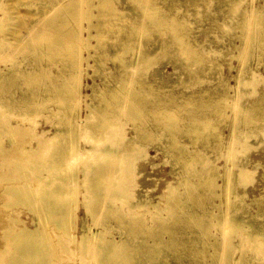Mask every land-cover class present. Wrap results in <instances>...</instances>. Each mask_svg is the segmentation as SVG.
<instances>
[{
  "label": "rangeland",
  "instance_id": "1",
  "mask_svg": "<svg viewBox=\"0 0 264 264\" xmlns=\"http://www.w3.org/2000/svg\"><path fill=\"white\" fill-rule=\"evenodd\" d=\"M109 1H114L116 8L126 13L128 21L107 18L110 23L116 21L123 28H102L103 35H106L94 41L96 46L92 49L100 61L88 69L92 77L85 79V85L96 83L104 88L106 80L115 82L121 77L115 65L117 58L111 54L115 51L117 38L130 41L129 50L123 53L128 60L134 59V54L146 53L145 48L140 49L142 43L146 49L155 47L146 63L125 70L127 88L147 94L149 89L144 80L157 78L152 75L154 69L162 71L158 79L161 82L157 84L164 85L166 81L169 87L160 92L163 96L159 97L167 95V100L154 101L152 98L151 103L162 102L172 109L174 101L183 102L184 106L178 109L180 114L187 113L185 116L189 117L191 111L187 109H190L192 113L218 124L223 134L222 144L212 138L203 139L205 134L202 133L200 145L196 147L204 155L176 164L172 163L168 149L161 147L165 138L137 140L133 151H122L118 156L122 147L120 142L135 133L133 123L122 114L120 123L117 116L95 135L100 140L94 147V156H80L76 161L77 155L74 154L56 171L50 172L46 162L27 177H20V170L12 167H16L15 161L22 156L0 154V197L4 194L0 198V216L16 211L12 213L21 218L16 225L9 222L12 227L9 226V231L14 225V229L21 228L25 222L29 227L37 224L35 213L27 203L3 206L4 200L13 198L3 188L16 183L13 181L24 182L28 192L31 186L38 187L39 173L51 177L59 175L63 169L73 173L85 166L91 175L93 165H105V170L110 168L112 174L105 177L104 186L88 189L89 182L74 185L69 198L76 218L77 227L74 229L77 235L89 227L95 232L108 230L113 235L108 238L118 243L117 250L110 253L106 246H99L88 254L73 247L72 252L58 251L60 264H220L222 251L227 252L226 264H264V24L262 27L246 24L243 14L244 10L263 14L264 0H154L160 12L155 14L150 31L139 38L136 34L139 29L132 28L129 19L138 17L134 9L136 5L146 8L153 0ZM90 5L91 0H0V68L6 69L4 71L8 74L0 80V116H4L5 121L8 118L12 124L24 127L34 120L39 122L38 131L56 126L51 120L58 121L60 113H51L50 108L58 110L50 101L51 97L39 104L38 96H34L36 110L27 115L34 118L26 117L25 89H34L33 83L28 86L26 82L32 81L36 72H40L39 66L46 65L57 72V64H70L69 55L78 53L79 46L83 45L79 33L89 19ZM172 19L182 23L176 35ZM138 21L142 28L144 19ZM252 30L260 33L254 36ZM177 35L183 39L179 40ZM72 37L73 42H70ZM42 48L47 53L33 58V53ZM53 49L55 52L52 53ZM83 51L88 55V50ZM30 61L32 63H27ZM187 65L192 68V71L189 69V83L186 82L189 77L186 76ZM84 87V92L92 94L91 88ZM49 115L51 120L47 121ZM101 119L102 116H98V120ZM169 133H175L184 143H191V138L182 131ZM77 134L83 139L79 140V148L89 145V140L83 138L85 128L81 127ZM9 135L8 131L0 129L5 150L13 146L19 150L26 144L22 141L25 136L16 134L20 143L12 146ZM67 166H71L70 169ZM213 166H219L221 173L226 167L235 171L238 180L232 183L234 189L228 196L223 194L218 198L212 195L209 181ZM218 181L223 182L221 178ZM34 193L36 198L42 199L41 191ZM172 193H175L174 197H170ZM237 196L242 202L234 208ZM39 204L42 205V200ZM111 208L115 210L111 211ZM42 213L47 216V231L53 230L55 225L45 211ZM117 214H123V219L117 218ZM226 214L239 223H227L224 220ZM126 221L133 223L129 232L130 225L124 224ZM4 223H0V232L4 231V226L8 228V222ZM2 233L1 249L4 243Z\"/></svg>",
  "mask_w": 264,
  "mask_h": 264
},
{
  "label": "bare ground",
  "instance_id": "2",
  "mask_svg": "<svg viewBox=\"0 0 264 264\" xmlns=\"http://www.w3.org/2000/svg\"><path fill=\"white\" fill-rule=\"evenodd\" d=\"M113 3L114 1L109 0H96V2L91 0V13L88 16L89 19L86 24L80 28L79 33L83 45L79 46L80 48L78 53H71L69 55L70 64H63L62 66L57 64V72H54L55 70L53 71L48 69L49 67L47 68L46 65L39 66L40 68L38 67V70H40V72H36V74L32 77V81L29 80V82H26L28 86H30V82L34 84V89L32 87H30V89L27 87L28 90L25 89L26 117L28 114H31L36 110V103L33 102L34 96H38L37 103L39 104L41 103V100L44 101L51 97L50 101L58 107V110L50 108L51 113L53 114L58 112L60 113V116L58 121H52L51 115L46 116V120H51L52 124H55L56 126L52 125V129L49 128L48 130L38 131L39 122L34 120L29 123V126H27L28 124H25V126L22 127L20 124H12L8 118L5 121L3 118L4 116H0V123L3 124L0 125V127L3 126V128L0 129H4L6 132L8 131L12 146L16 142H19V140H16L19 138V136H15L16 134L21 137L25 136V141L20 137V140H22L23 143L26 142V144L24 143L25 145H22V147L20 146L21 149L19 148V150H17L14 146H11L12 149L10 148L9 150H5L4 147H2V140L0 139V154H4V156H6L11 153V155L14 154L22 156L17 159L19 161H15L16 167H12L20 170V174L18 176L27 177L32 170H39L46 162L48 163L46 168L50 172L59 170L63 164L72 159L74 154L77 155L75 156L76 161L80 156H94V152H96L94 147L100 140L96 139L95 135L99 134L103 128L113 122L117 116V122L120 123L121 121H119V119L122 117V114H126L128 116V121L133 123L135 133L124 142H120L122 147L118 152V156L122 151H133L137 140L156 141L158 138H165L166 141L161 145V147L163 150L164 148L168 149L167 152L168 154L170 153L169 155L172 157V163L176 164L179 161L188 162L189 158L196 159L198 155L203 154L201 150L196 147V145H200L199 141L202 133L205 134L202 137L203 139L207 140L212 138L216 143L222 144L223 134L221 130L218 129V124L213 123L210 118L201 117L200 115L192 113L193 111L190 109H187V111H191L188 114L189 117L185 116L187 113L180 114L178 109L184 106L183 102L174 101L171 105L173 110L170 108L169 104L161 102L153 105V103H151L153 101L152 98H154V101H161L162 99L167 100V95H164L165 98L159 97L163 96L160 92H165L169 87L167 86V83H165L166 81H163L164 85L157 84V82H161L158 79L162 76V71L154 69L152 75H156L155 77L157 78L144 80L145 86L147 85L149 89L147 94L135 88H133V90L127 88V83L124 79V75L126 74L125 70L133 68L137 64L146 63L151 57L153 51L155 52V47H149L146 49L145 44L142 43L140 49L142 50L145 48L146 53L143 52L140 54H134L135 58H132L134 56L133 55L131 57L132 59L128 60L126 57H123V53L126 54L125 51L129 50L130 41L127 40V38L123 39V37L117 38L115 43L116 47H114L115 51L111 49L114 51L111 54L112 56H115L114 58H117V63L115 65L117 71L121 74V77L119 76V78L115 79V82L113 80H106L107 82L104 88L99 87L96 83V85H85V79L92 77V74L89 73L88 69L96 66V63H99L100 61V58H96V55L92 53V49L96 46L94 41L104 38L106 35H103L102 28L105 26L108 29L123 28V26L117 24L116 21H113L115 24L110 23L107 18L111 17L116 20H123L125 18V20L128 21L126 13L118 10V8H116V4ZM151 3L152 5L146 8H141L136 5L134 9H136L138 17H132L129 19L131 27L139 29V31L136 30L138 38L150 31L153 19L156 17L155 14L160 12V7L154 3V0ZM243 14L246 24L252 26H263L264 12L263 14H256L254 11L248 12L247 10H244ZM142 18L144 21L141 28L138 19L140 20ZM172 20L173 30L176 35V33L178 34L179 27L182 26V23L175 19ZM83 31L86 32V34H83ZM249 32L251 33V31ZM252 32L254 36L260 33L259 30H252ZM177 37L179 40L183 39L181 35H177ZM110 39L115 42L112 37ZM34 40L35 39H33V41ZM85 40L87 42H85ZM69 41L73 42V37L69 38ZM189 47L190 46H187V48ZM187 48L185 50H191ZM83 49L89 51L88 55L84 54ZM182 51H184V49H182ZM53 52H55V49L52 50V53ZM46 53L47 50L42 48L41 50L34 52V56L33 54L32 56L33 58L43 57ZM27 63H32V61ZM183 65L185 66V64ZM13 68L14 66L10 69ZM186 68L188 69L186 76L189 75V77L186 78V82L189 83L192 68L190 65H187ZM4 70L6 69L0 68V80L5 79L8 75ZM140 79L142 78L140 77ZM111 81H113V83ZM84 86L91 88L93 91L92 94L84 92ZM140 100L141 104H139ZM168 100L170 99L168 98ZM98 116H102V119L98 120ZM27 118L33 119L34 117ZM81 127L85 128L83 138L85 137L89 140V145L85 148H79V140L82 135L79 139L77 133H79V129ZM50 130L54 131L49 133ZM173 130H177L179 132L182 131L184 135L191 138V143H184L179 140L175 133H169ZM233 133L234 129L232 130V134ZM28 134L29 138H27ZM85 143L87 144V142ZM192 146H194L193 149ZM22 159H25V161H21ZM85 162L88 163V161ZM5 167H7V164ZM67 167L70 169L69 166ZM105 168H107L105 165H93L91 175L87 173V169L89 168L85 166L73 173L67 169H63L60 170L59 175L53 174L51 177L46 174L39 173L37 175L38 187L33 188V186H31L28 192L25 191L26 184L24 182L17 183V181H13L16 183L8 184L4 186V188L2 186L5 193L10 194L13 197L11 199H6V201L4 200L2 202L3 206H6L7 208L13 206L15 203L21 202L20 204L23 205L27 203L30 205L29 207H31V210L35 213L34 221L37 222V224L35 223V227H29L25 222V225H23V223L21 228H15L17 231H14V226L17 222H21V218L17 216L18 214H13L16 213V211H12L13 213H3L0 216V223L8 222V228L3 225L5 228L2 229L4 231H1L4 232L1 235V239L4 237V241L1 240L4 243L2 246L3 248H0V264H60L58 260V251L72 252L74 248L81 253L90 254L95 247L106 246L107 252L115 253L118 243L115 239L108 238L109 235L113 237L112 233L108 230L95 232L91 227H89L85 228L81 235H77L74 229L77 227V224L74 223L76 222V218L74 219V209L71 206V200L69 198L74 185L76 186L77 184L80 185L82 183L86 184V182H89L87 185L88 189L101 188L104 186L105 177L112 174L109 170L110 168H108V170H105ZM218 168L219 166H213L210 170L212 178L209 181V186L213 188L212 195L221 198L223 194L228 196L229 193L233 192L232 190L234 188L232 187V183H236L238 178L236 177V173L233 171L232 167H226L223 173H221ZM220 178L223 181L222 183H219L218 181ZM36 190L42 192V205L39 204L41 201L40 198H36L34 196V192ZM219 190H221V193H219ZM2 195L1 197H3ZM174 195L175 193H172L170 197H174ZM86 198L87 197L84 195V200ZM241 202L242 200L237 196L233 202L234 208H237ZM113 210L115 209L111 208V211ZM42 211L47 213L48 217L55 225L53 230L49 229V231H47V221L45 219L46 215H43ZM116 217L122 220L123 214H117ZM224 220L231 225H237V223H239L227 214L224 217ZM10 221L11 223L12 221L15 222L12 231H9V228L11 227V223L9 225ZM22 222L24 221L22 220ZM124 224L130 225L128 228L129 232L130 229H132L131 227L133 223L126 221ZM225 236L227 235L225 234ZM226 242L227 241H225V243ZM224 249H226V245ZM101 252H104V249L101 248ZM226 254V251H222L220 264H226ZM2 258H4L3 261H1ZM107 258L108 257H106V259ZM95 260L98 261V258H95Z\"/></svg>",
  "mask_w": 264,
  "mask_h": 264
}]
</instances>
